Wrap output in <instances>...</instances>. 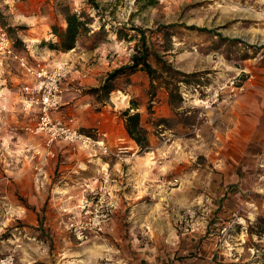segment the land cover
Masks as SVG:
<instances>
[{"label": "rangeland", "instance_id": "obj_1", "mask_svg": "<svg viewBox=\"0 0 264 264\" xmlns=\"http://www.w3.org/2000/svg\"><path fill=\"white\" fill-rule=\"evenodd\" d=\"M95 1L97 8L87 0H0V26L19 51L46 63L70 61L86 73L66 85L68 103L54 110L53 118L93 138L98 128L110 131L105 154L138 161L143 189L160 192L148 193L146 206L157 217L177 210L180 218L168 217L178 234L202 211L207 233L230 258L234 259L233 252L240 258L246 252L252 261L255 258L251 264H264V0ZM65 6L92 19L90 30L78 36L75 47L60 51L45 42L57 39L53 24L65 28ZM142 32L154 68L159 69L156 52L186 74L179 75L186 80L179 83L181 99L175 94L172 104L163 87L151 91L150 78L142 70L114 77L109 95L92 91L111 71L130 62ZM25 80L16 61L0 58V254L15 249L14 264H68L75 257L73 249L91 242L79 244L63 230L61 219L67 218L50 199L52 183L34 187L45 166L62 157L57 152L41 171L33 167L37 157L26 147H42L43 138L23 128L31 121L19 110ZM63 107L68 108L62 111ZM127 108L140 114L149 141L146 149L141 150L126 132L122 112ZM60 175L58 164L48 171L53 180ZM92 188L112 209L104 231L97 234L103 237L114 205L108 182L83 184L89 197ZM27 192L36 195L33 202L24 195ZM29 214H34V224L26 222L31 221ZM50 218L57 225H48ZM130 224L124 221L111 234L116 255L123 244L131 245L130 239L138 244L148 239V228L136 231ZM23 227L30 228L34 240L15 239ZM226 263L248 264L238 257Z\"/></svg>", "mask_w": 264, "mask_h": 264}, {"label": "crops", "instance_id": "obj_2", "mask_svg": "<svg viewBox=\"0 0 264 264\" xmlns=\"http://www.w3.org/2000/svg\"><path fill=\"white\" fill-rule=\"evenodd\" d=\"M68 84L70 82L67 81L65 85ZM71 86H74V83ZM79 100L80 98L74 103ZM65 102L68 103V101H64L63 104ZM66 108L68 107H63L62 111ZM109 135L110 131L107 129L98 128L95 138L107 144L110 138ZM123 135L122 132V137ZM56 149L62 159L60 161L53 160L46 165L43 175L40 174L39 178L35 177L34 187L40 188L42 184L52 183L50 186V199H55L56 205L58 204L56 209L61 216L65 215L68 219L72 214L79 212V206L82 204L84 197L87 196L83 189V184L87 182H90V184L99 182L100 185L108 182V192L114 205V215L105 236L90 238L84 241L91 242L88 246L73 249L72 254L75 257L72 256L71 259H68V264H97L102 257V255L99 256L100 254L117 256V260L125 259L126 264H229L226 261H236L237 257L239 261L251 264L250 253L245 252V257L241 256L240 258L238 256L240 255L239 252H233L234 259L230 258L226 248L218 245L210 237L211 233H207V224L204 223L202 211L195 218L186 221L179 234L170 217H168L169 215L172 216L173 220V215L176 214L178 219L180 213L177 210L170 212L168 216L160 215L157 217L158 214L153 212V208L146 206L144 199L149 198L148 193L153 195L160 192L155 189L149 191L143 189V168L138 165L136 159L117 158L100 150L86 149L79 145L71 146L66 142L59 144ZM57 164L61 170V175L53 180L48 176V171ZM46 189L47 186L44 190ZM24 195L29 202H33L36 197L35 194L29 192ZM17 211L21 213L22 210L18 209ZM45 213L48 214L49 212L46 211ZM29 216L31 221L26 220V222H33L34 224L36 222L34 214H29ZM66 221L62 217L63 230L73 240L79 242L71 232L66 230ZM124 221L131 223V228L136 231H139L140 227L143 231H145L143 227L148 228L149 236L146 241L139 244L135 242V239H130L131 245L123 244L121 247L122 252L119 249L120 254L116 255L119 251L112 246L109 240L113 237L111 236L113 232H118L121 229ZM50 223L56 224V220L51 221L50 218L47 224L50 225ZM23 228L24 232L16 233L15 239L22 238L23 240L25 236L27 239L34 240L35 235L31 233L30 228ZM81 243L79 242V244ZM134 249L136 250L134 251ZM253 259L252 262H255V258ZM63 264H66V261Z\"/></svg>", "mask_w": 264, "mask_h": 264}, {"label": "built area", "instance_id": "obj_3", "mask_svg": "<svg viewBox=\"0 0 264 264\" xmlns=\"http://www.w3.org/2000/svg\"><path fill=\"white\" fill-rule=\"evenodd\" d=\"M25 48L29 51L28 44ZM31 52L22 53L16 48L15 40L0 26V58H11L26 76L19 96V110L31 121L23 125L25 131L43 138L42 147L28 146L33 157H37L34 168L41 171L48 160L56 157V144L66 141L86 149L108 152L107 145L100 139L81 132L69 124L55 120L53 111L64 101L65 83L86 77L76 64L58 61L53 64L32 59ZM31 57V58H30ZM92 188L79 206V212L72 214L66 221V229L80 242L104 231L111 216V206L103 202V194ZM96 198V200L94 199ZM94 199V200H93ZM15 249L0 254V264H14ZM97 264H125L122 260L103 256Z\"/></svg>", "mask_w": 264, "mask_h": 264}, {"label": "trees", "instance_id": "obj_4", "mask_svg": "<svg viewBox=\"0 0 264 264\" xmlns=\"http://www.w3.org/2000/svg\"><path fill=\"white\" fill-rule=\"evenodd\" d=\"M87 2L96 8L98 7V3L95 0H87ZM62 14L66 22L65 28L53 24L51 29L57 39L45 43L53 49L68 51L75 47L80 34L90 30L88 23L92 18L84 12L72 11L69 6L63 8ZM199 29L205 30V28ZM145 40V34L142 32L139 36V42L135 46V52L131 55L130 62L111 71L105 81L100 86L93 88L92 91L95 93L104 91L105 94L109 95L110 91L114 88L112 84L114 77L142 70L150 78L151 91H155V88L158 86L163 87L167 91L170 104H172V98L175 94L181 99L179 83H183L186 80L181 79L179 75L186 74L173 68L170 62L161 58L156 52H154V57L159 65V69L154 68L149 61L150 52ZM236 40L233 39V41ZM122 115L128 136L136 142L141 150L146 149L149 146V141L146 130L140 123L139 112H130V108H127L122 112Z\"/></svg>", "mask_w": 264, "mask_h": 264}]
</instances>
